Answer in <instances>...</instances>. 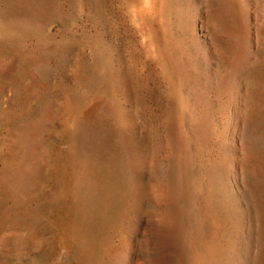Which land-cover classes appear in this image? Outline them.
<instances>
[{
    "label": "rangeland",
    "instance_id": "1",
    "mask_svg": "<svg viewBox=\"0 0 264 264\" xmlns=\"http://www.w3.org/2000/svg\"><path fill=\"white\" fill-rule=\"evenodd\" d=\"M0 264H264V0H0Z\"/></svg>",
    "mask_w": 264,
    "mask_h": 264
}]
</instances>
